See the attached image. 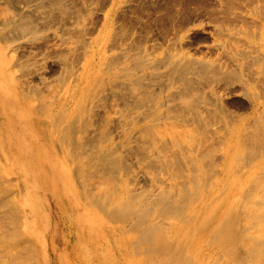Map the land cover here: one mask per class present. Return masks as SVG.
Listing matches in <instances>:
<instances>
[{
  "label": "rangeland",
  "instance_id": "obj_1",
  "mask_svg": "<svg viewBox=\"0 0 264 264\" xmlns=\"http://www.w3.org/2000/svg\"><path fill=\"white\" fill-rule=\"evenodd\" d=\"M9 1L0 0V263L96 264L91 230L69 232L77 214L94 212L112 230L113 264H164L163 248L171 264H264V0H61L38 16L40 1ZM31 10L52 16L21 33L16 20ZM230 177L244 182L232 189L235 212L205 222L200 253L177 251L170 229L195 230L200 199L215 200ZM68 183L77 200L64 215L58 188ZM187 195L194 213L181 220L174 209ZM142 232L163 235L152 240L161 245L141 246Z\"/></svg>",
  "mask_w": 264,
  "mask_h": 264
},
{
  "label": "bare ground",
  "instance_id": "obj_2",
  "mask_svg": "<svg viewBox=\"0 0 264 264\" xmlns=\"http://www.w3.org/2000/svg\"><path fill=\"white\" fill-rule=\"evenodd\" d=\"M6 1V0H5ZM34 2H37V1H40L39 2V4H37V5H35V6H32L31 7V9L33 10V8H34V11L37 13V12H39V11H41L42 9H45V7H47L48 6V4H49V9H52V8H54L57 4L58 5H60V3H61V0H46V2H45V0H33ZM60 1V2H59ZM59 2V3H58ZM63 2V1H62ZM38 3V2H37ZM18 4L20 5V4H24V5H27V4H31V0H10L9 1V5L13 8V7H16V6H18ZM61 6V5H60ZM62 6H63V4H62ZM61 6V7H62ZM57 7V6H56ZM41 8V9H40ZM48 8V7H47ZM58 8V7H57ZM56 8V9H57ZM60 8V7H59ZM38 9H40L39 11H38ZM55 9V8H54ZM54 9H52V10H54ZM55 9V10H56ZM30 11V12H26V13H24L23 14V18H20V19H17L16 20V22H17V24H18V26H21L22 28V30L23 31H21V33H25V34H28L29 32H31V31H34V30H36L37 31V27L40 25V20H41V18L39 19V17H36V14H35V12L34 11ZM46 10V12H47V10L48 9H45ZM52 10H48L49 12H51ZM61 10V8L59 9V11ZM58 11V12H59ZM55 12V11H54ZM54 12H52V14H54ZM41 13V15L44 13V12H40ZM59 13H61V11L59 12ZM51 14V13H50ZM55 14H57V11H56V13ZM39 14L37 13V16H38ZM43 16V15H42ZM50 16H52V15H49L48 17H46V18H49ZM46 18H42V21H45V20H47ZM20 20H21V22H20ZM11 21H13V20H9V21H6V27L7 26H9V24L11 23ZM19 21V22H18ZM40 21V22H39ZM14 22H15V19H14ZM13 22V23H14ZM15 22V23H16ZM46 22V21H45ZM9 23V24H8ZM44 23V22H43ZM8 24V25H7ZM20 24V25H19ZM4 25V26H5ZM39 28V27H38ZM41 29V28H40ZM39 29V30H40ZM17 31H19V30H17ZM2 31H0V33H1ZM11 32V31H10ZM13 33V32H12ZM19 33V32H18ZM18 33H16V34H18ZM2 34V33H1ZM31 34V33H30ZM14 36H15V34H13ZM34 36V35H33ZM13 37V36H12ZM2 39H6V37H2ZM43 104V106L46 104H44V103H42ZM41 105V104H40ZM42 106V107H43ZM44 108V107H43ZM64 120V119H63ZM57 121H59L58 123H60V120H58L57 119ZM57 121H55V122H57ZM61 122H62V120H61ZM64 125H65V123H63ZM55 125V128H56V125H57V123L56 124H54ZM62 124H60V126H61ZM64 125H62V126H64ZM68 125V124H67ZM45 126V125H44ZM58 126V125H57ZM59 128V127H58ZM61 128H63V127H61ZM53 130H54V127L52 128ZM63 130V129H62ZM55 132H56V130H55ZM55 132H52V133H54L55 134ZM58 132H60V128H59V131H57V134H58ZM67 132H69L70 133V131H69V129L67 130ZM72 132V131H71ZM61 133V132H60ZM63 133V132H62ZM64 133H65V130H64ZM69 133H67V134H69ZM73 133V132H72ZM58 135H60V134H58ZM58 135H57V137H58ZM57 137H55V138H57ZM65 136H63L61 139H63ZM67 137V136H66ZM70 137V136H69ZM69 137H67V138H65L66 140L65 141H67V139L69 138ZM73 137V136H72ZM61 139H59L57 142H59ZM57 140V139H56ZM28 141V140H27ZM64 141V140H63ZM65 141H64V143H65ZM70 143H71V141H69ZM68 142V143H69ZM61 143H63V142H61ZM72 144V143H71ZM77 144V143H76ZM58 145V144H57ZM63 145V144H62ZM70 145V144H69ZM68 145V146H69ZM71 146H73V145H71ZM65 147H66V144H65ZM70 148H72V147H70ZM238 148V147H237ZM236 148V149H237ZM44 149V148H43ZM27 150V149H26ZM58 150H60V149H58ZM63 150V149H62ZM67 151V150H66ZM70 151H71V149H70ZM238 152H239V150H237ZM73 152V151H72ZM70 153V152H69ZM78 153V152H77ZM80 153V152H79ZM237 152H235V154H236ZM237 155H235V158H237L236 157ZM238 156H239V154H238ZM39 157L40 158H42V159H46V156L45 155H43V153L42 154H40L39 155ZM75 157V156H74ZM240 157V156H239ZM243 157V156H242ZM241 157V158H242ZM76 158V157H75ZM4 160H6L5 158H4ZM80 160V159H79ZM236 160H238V159H236ZM235 161V160H234ZM233 161V162H234ZM0 162H2V160H0ZM231 162V161H230ZM78 164V163H77ZM2 167H5V165H3ZM82 169V168H81ZM3 170H4V168H3ZM66 170V169H65ZM68 171V170H67ZM76 171V170H75ZM61 173L62 174H64L65 176H67L68 174L64 171V170H62L61 171ZM73 173H74V171H73ZM40 174V173H39ZM74 175V174H73ZM40 176V180H42V176L43 175H39ZM72 177V176H71ZM84 181H85V179H83ZM236 180L237 179H234V178H229V179H227V180H224V182L226 181V184L227 185H225L224 186V182H222L221 184H223V186L225 187V189L224 188H222V189H220V191L222 190H224V192L223 193H221V194H219L216 198H215V200H213V199H211V197L209 198V200H205L204 199V197L205 196H208V195H205L202 199H200V203H201V205L200 206H202L203 205V207L205 206V208L203 209V211L201 210V207L199 208L200 209V212H204V210L206 209V216H204V222L202 221L201 223H207V224H210V223H214L215 221H216V219H217V214H218V211L220 210V213H226V216H225V214H224V216H225V218H228V216H227V214H229V216L233 213V212H235L234 210L236 209V204H237V200H236V197H234V195L232 194L233 193V191L235 190V188H237L238 187V184L236 183ZM239 180V179H238ZM240 181V180H239ZM238 181V182H239ZM50 185V184H52V186H54L53 185V180L50 182L49 181V179H45L44 178V183L47 185V183ZM243 181H240L239 182V187H242L243 186ZM250 184V183H249ZM43 185V184H42ZM219 186V185H218ZM220 186H222V185H220ZM219 186V187H220ZM249 186V185H248ZM251 186H253L252 184L250 185V187ZM55 187V186H54ZM239 187L237 188L238 190H239ZM78 188V187H77ZM246 188V187H245ZM252 188H254V187H252ZM214 189H216V188H214ZM214 189H212V190H214ZM232 189H234L233 191H232ZM76 186L73 184V183H68L66 186H65V189L62 191V189H59L58 188V191H59V193H63V194H65L62 198H61V200H60V197L58 196L59 195V193H56V195L59 197V202H60V204H59V209L63 212V214L65 215V212L67 211V210H69V209H67L68 207H69V205H70V202H76V200H77V196H76ZM253 190V189H252ZM61 191V192H60ZM215 191V190H214ZM221 191V192H222ZM248 191V190H247ZM246 191V192H247ZM255 191V190H254ZM254 191H253V193H254ZM78 192H80L79 190H78ZM104 192H107V190H105ZM117 192V191H116ZM237 192V191H236ZM244 192V191H243ZM259 192V191H258ZM88 193V192H87ZM86 193V194H87ZM99 193H100V197H101V193L102 192H100L99 191ZM109 193V192H108ZM112 193V192H111ZM212 193V192H211ZM215 193V192H214ZM213 193V194H214ZM216 193H220L219 191L218 192H216ZM252 193V194H253ZM89 194V193H88ZM93 194H95V193H93ZM97 194H98V192H97ZM106 194V193H105ZM243 194V193H242ZM245 194H248V192L247 193H245ZM245 194L243 195L244 197H245ZM251 194V193H250ZM251 194V195H252ZM259 194V193H258ZM109 195V194H108ZM129 195V194H128ZM210 195V194H209ZM215 195V194H214ZM217 195V194H216ZM88 196V195H87ZM91 196V195H90ZM99 196V195H98ZM105 196V195H104ZM130 196V195H129ZM189 196H191V195H187V196H185L184 198H185V200H184V204H186L183 208L182 207H179V209H174L175 210V212L177 213L178 212V215L179 214H181L182 215V217H181V220H183L186 216H187V214H192V213H194V209H192L193 207H192V205L194 204L193 202H194V195L193 196H191V197H189ZM235 196H236V194H235ZM242 196V195H241ZM247 196V195H246ZM250 196V195H249ZM248 196V197H249ZM96 197V196H95ZM112 197V196H111ZM124 197V196H123ZM209 197V196H208ZM108 198H109V196H108ZM120 198V197H119ZM119 198L117 197V199L119 200ZM130 198H131V196H130ZM134 198V197H133ZM165 198V197H164ZM250 198H251V196H250ZM249 198V199H250ZM260 199H259V202L258 203H260L261 201H263V200H261V198L262 197H259ZM79 199V198H78ZM96 199V198H95ZM98 199H99V197H98ZM97 199V200H98ZM117 199H116V201H117ZM121 199V198H120ZM138 199V198H137ZM168 199V198H167ZM172 199V198H171ZM180 199H181V197H180ZM211 199V200H210ZM239 199V198H238ZM247 199V198H246ZM248 199V200H249ZM96 200V201H97ZM131 200H132V198H131ZM130 200V201H131ZM166 200V199H165ZM177 200V199H176ZM182 200V201H183ZM257 200V199H256ZM255 200V201H256ZM261 200V201H260ZM94 201V200H93ZM107 201H108V199H107ZM107 201H105V202H107ZM113 201L115 202V200L113 199ZM123 200H120V201H118V202H122ZM126 201H129V198H128V200H126ZM133 201V200H132ZM132 201L130 202V204L132 203ZM181 201V200H180ZM254 201V202H255ZM258 201V200H257ZM256 201V202H257ZM101 202V201H100ZM103 202V201H102ZM133 202H135V201H133ZM166 202H168V201H166ZM264 202V201H263ZM94 203V202H93ZM116 203V202H115ZM164 203V202H163ZM170 203H172L171 201H170ZM214 203H220V204H222L221 206H224V205H228L229 204V206H228V208H226V210L225 209H218L217 207H216V205H218V204H216L215 205V208L213 207V209H211L212 207H211V205L210 204H214ZM240 203H242V202H240ZM81 204V203H80ZM95 204V203H94ZM124 204H126V203H124ZM142 204H143V202H142ZM146 204V203H145ZM175 204V203H174ZM242 204H244V202L242 203ZM256 204V203H255ZM99 205V204H98ZM103 205V204H102ZM101 205V206H102ZM133 205V204H132ZM140 205V204H139ZM260 205V204H259ZM105 206V205H104ZM113 206H114V204H113ZM122 206H124V205H121V207H120V209L122 210V209H124ZM128 206V205H127ZM143 206V205H142ZM165 206H167V205H165ZM220 206V205H219ZM242 206V205H241ZM262 206V205H261ZM91 207V206H90ZM115 207H117V205H115ZM139 207V206H138ZM138 207H136V209L135 210H137V208ZM145 207H147V206H145ZM178 207V206H177ZM240 207V206H239ZM83 208V207H82ZM127 207H125V209H126ZM141 208V207H140ZM241 208V207H240ZM110 209H112V208H110ZM117 210H119L118 208H116ZM142 209V208H141ZM140 209V210H141ZM263 209V208H262ZM82 210V209H81ZM85 210V209H84ZM90 210V209H89ZM128 210H129V208H128ZM132 210V209H131ZM134 210V211H135ZM178 210V211H177ZM87 210H85V212H86ZM101 211V210H100ZM125 211V210H124ZM134 211H133V213H134ZM88 212V211H87ZM118 212H120V211H118ZM128 212V211H127ZM127 212H125V216H126V214H128ZM135 212H137V211H135ZM144 212V211H143ZM173 212V217H174V211H172ZM255 212V211H254ZM80 213V212H79ZM97 213V212H96ZM110 213V212H109ZM115 213V212H114ZM120 213H122V211L120 212ZM130 213H132L131 211H130ZM71 216H76V214L77 213H75L74 214V212L73 213H69ZM84 214V213H83ZM98 214V213H97ZM104 214V213H103ZM135 214V213H134ZM140 215H141V213H139ZM145 214H146V212H145ZM202 214V213H201ZM253 214V213H252ZM262 214H263V212H262ZM63 215V216H64ZM98 215H101V214H98ZM118 215V214H117ZM123 215V214H122ZM129 215V214H128ZM132 215V214H131ZM144 215V214H143ZM176 216V218L177 217H179L180 218V216L181 215H179V216ZM220 215V214H219ZM261 215V214H260ZM108 216V215H107ZM115 216V215H114ZM145 216V215H144ZM143 216V217H144ZM77 218L74 220V222H73V224L71 225V228H70V231L69 232H72V233H74V232H77L78 230L80 231V230H82V231H80V233L82 232V234L81 235H78V236H80V238H82V235H83V229L84 228H89L90 230H91V232H92V234H91V237H89L90 238V241L89 242H91V245L93 246V247H95V251H94V256H95V260H94V262L96 263V264H113L114 263V258H113V252H111L109 249L112 247V246H110L112 243H111V238H110V235H111V232H112V230H111V228L109 227V226H107L106 224H108L107 222L105 223H100L101 222V219L98 217H96V214H94V212H91V213H86V214H84V215H81V216H79L78 214H77V216H76ZM101 217H103V218H105L104 216H101ZM112 217V216H111ZM116 217V216H115ZM129 217V216H128ZM127 216H126V218H128ZM133 217V216H132ZM171 217V216H170ZM220 217H222V215L220 216ZM248 217H250V216H248ZM257 217V216H256ZM126 218L124 219V221L126 220ZM139 218V220H140V217H138ZM183 218V219H182ZM202 218H203V216H202ZM224 218V219H225ZM100 221H99V220ZM107 219V218H106ZM120 219V218H119ZM144 219V218H143ZM172 219V218H171ZM201 219V218H200ZM219 219H222V221H223V218H219ZM250 219H251V217H250ZM103 221L105 220V219H102ZM117 220V219H116ZM115 220V221H116ZM173 220H175V217H174V219ZM179 220V219H178ZM207 220V221H206ZM208 220H211V221H213V222H208ZM227 220V219H226ZM259 220V219H258ZM261 220V219H260ZM263 220V219H262ZM129 221V220H128ZM133 221V220H132ZM200 221V220H199ZM225 221V220H224ZM233 221V220H232ZM257 221V220H256ZM121 222H122V220H121ZM139 222H141V221H139ZM138 222V223H139ZM229 222V221H228ZM255 222V221H254ZM253 222V223H254ZM134 223V222H133ZM196 223V222H195ZM201 223H199V222H197V224H195V225H192V228H194L195 230H193L192 231V229L191 230H188L187 231V226L188 225H186V224H184V225H175V226H173L171 229H170V234L172 233V237L173 238H171V244L172 245H174L176 248H177V251H181V252H183L185 249H187V250H189L192 254H197V253H200L201 251L200 250H198L197 248H199V247H201L202 245H204V244H206V242L208 241L207 240V238H205V235H202L201 236V232L202 231H204L208 226H207V224L205 223L204 225L203 224H201ZM249 223H252V222H249ZM249 223H248V225H249ZM262 223H263V221H262ZM83 224H85V225H83ZM87 224H89V225H87ZM137 224V223H136ZM223 224V223H222ZM224 224H226V222L224 223ZM223 224V225H224ZM109 225V224H108ZM134 225V224H133ZM202 225V226H201ZM220 225V224H219ZM252 225H254V224H252ZM111 226V225H110ZM204 226V227H203ZM206 226V227H205ZM217 226V225H216ZM251 226V225H250ZM258 226V225H257ZM262 226H264V225H262ZM81 227H83L82 229H81ZM137 227H139V226H137ZM137 227L135 226V228L137 229ZM152 227H154V226H152ZM205 228L204 230H202L203 228ZM221 227H223V228H225V229H227L226 227H227V225H224V226H221ZM221 227H219L218 228V226L215 228L214 227V229H216L215 231H214V234L213 235H215V233H216V235L218 234L216 231H217V229H219L220 230V228ZM261 227V226H260ZM145 228V227H144ZM188 228H189V226H188ZM201 228V229H200ZM119 229V228H118ZM140 229H142V228H140ZM148 229V228H147ZM154 229V228H153ZM153 229H151L152 231H153ZM213 229V230H214ZM229 229V228H228ZM227 229V230H228ZM251 229V228H250ZM117 230V229H116ZM132 230H134V228L132 229L131 228V231ZM145 230V229H144ZM218 230V231H219ZM222 230V229H221ZM220 230V231H221ZM248 230V229H247ZM126 231V230H125ZM128 231H130V230H128ZM137 231V230H136ZM139 231V230H138ZM148 231H150L149 229L147 230V232ZM151 231V233L152 234H154L155 235V233H153ZM154 231H156V230H154ZM223 231V230H222ZM230 231H231V229H230ZM88 232V231H87ZM119 232H120V230H119ZM127 232V231H126ZM147 232H146V234H147ZM162 232V231H161ZM161 232H158V233H161ZM225 232V231H224ZM227 232V231H226ZM30 234H33V232H29ZM143 234H141V237H140V239L138 238V241L140 242L139 244H141V246H143V245H156L155 243L156 242H158V238H160V237H162L163 235H161V236H157L156 238H157V240H156V242H155V240H154V238H152V240L155 242V243H153L152 242V240L150 241V240H146V238L147 237H149V234H148V236L144 233V232H142ZM150 233V234H151ZM223 233V232H222ZM79 234V233H78ZM116 234H118V233H116ZM139 235H140V232L138 233ZM227 234V233H226ZM88 235V234H87ZM113 235V234H112ZM119 236H118V238L120 237V233L118 234ZM123 235V234H122ZM188 236V238H189V240H191V241H189V242H191V245L187 242L188 240H186V238H185V236ZM88 236H90V235H88ZM124 236V235H123ZM126 236V235H125ZM144 236H146V238H144ZM244 236V235H243ZM246 236V235H245ZM252 236V235H251ZM250 236V237H251ZM254 236V235H253ZM256 236L258 237V238H261V237H264V227H261V228H259L258 229V231H256ZM215 237V236H214ZM217 237V236H216ZM236 237H238V236H236ZM249 237V239H251ZM79 238V237H78ZM106 239V238H108V239H106V240H103V241H107L105 244H107L108 243V248L106 247V245L103 243H101L102 244V250L101 251H99V253L98 254H96V250H98V247L100 246V242H101V239ZM116 238H117V236H115V238H114V240H115V244H116ZM124 238V237H123ZM125 238H127V237H125ZM124 238V239H125ZM144 238V239H143ZM229 238H231V236L229 237ZM228 238V239H229ZM234 238V237H233ZM232 238V239H233ZM239 238V237H238ZM238 238H236L237 240H239ZM84 239V238H83ZM120 240L122 239L121 237L119 238ZM211 239V238H210ZM120 240H118L119 242H121ZM160 240V239H159ZM215 240V239H214ZM227 240V239H226ZM241 240H243V238L241 239ZM256 240V239H255ZM259 240H261V239H259ZM83 241V240H82ZM129 241V240H128ZM134 241V240H133ZM135 241H137V239L135 240ZM219 241V240H218ZM222 241V240H221ZM231 241V240H230ZM233 241H235V239L233 240ZM251 241V240H250ZM257 241V240H256ZM220 242V241H219ZM236 242V241H235ZM258 242V241H257ZM78 243H80V241L78 242ZM83 243V242H82ZM128 243V242H127ZM127 243H125V242H123L122 243V245L123 246H119L121 243H119V245H118V247H120V250H121V252L122 253H124L125 252V254H127L126 253V251H129L128 250V248H129V246H128V248L126 247V249H125V245L127 244ZM135 243V242H134ZM161 242L159 241V245H161L160 244ZM236 243H240L239 241L238 242H236ZM253 243V242H252ZM84 244V243H83ZM138 244V245H139ZM157 244V245H158ZM197 244H199V246H197ZM225 244H227V243H225ZM229 244V243H228ZM227 244V245H228ZM244 244V243H243ZM255 244V243H254ZM256 244H259V243H256ZM105 245V246H104ZM128 245H129V243H128ZM157 245H156V247H157ZM217 245V244H216ZM232 245V244H231ZM127 246V245H126ZM140 245H139V247H141ZM226 246V245H225ZM238 246V245H237ZM1 247V246H0ZM107 249H106V248ZM144 247V246H143ZM164 247V246H163ZM233 247V246H232ZM231 247V248H232ZM236 247V246H235ZM252 247V246H251ZM250 247V248H251ZM260 247V246H259ZM180 248V249H179ZM224 248V247H223ZM111 249H113V248H111ZM124 249V250H123ZM249 249V248H248ZM257 249V248H256ZM261 249V248H260ZM116 250V249H115ZM119 250V249H118ZM123 250V251H122ZM161 250H163V251H161L162 253V255H163V261H164V264H171V263H173V261L175 262L176 260H172L173 259V257H172V255L170 254V253H166V251L167 250H165L164 248L163 249H161ZM213 250V249H212ZM233 250V249H232ZM79 251V250H78ZM83 247H82V245L80 246V251H79V253H81V255L84 257V254H83ZM110 251V252H109ZM112 251H114V249L112 250ZM238 251V250H237ZM251 251V250H250ZM252 251H254V250H252ZM115 252V251H114ZM194 252V253H193ZM222 252H223V250H222ZM233 252H236V251H234L233 250ZM255 252V251H254ZM257 252V251H256ZM113 255V256H111V254ZM120 253V252H119ZM140 253V252H139ZM144 253V252H143ZM230 253H232V252H230L229 251V254ZM258 253V252H257ZM257 253H256V255H257ZM264 253V252H263ZM129 254V253H128ZM127 254V255H128ZM131 254H133V253H131ZM141 254V253H140ZM139 254V258H140V255ZM226 254V253H225ZM253 254V253H252ZM255 254V253H254ZM227 255V254H226ZM143 256V255H142ZM144 256H146V255H144ZM254 256V255H253ZM252 256V257H253ZM261 256V255H260ZM259 256V257H260ZM123 256H122V254L120 255V259L122 258ZM128 257H130V256H128ZM250 257H251V255H250ZM258 257V256H257ZM124 259H125V257H123ZM122 258V259H123ZM139 258H137L136 257V259L137 260H139ZM146 258H147V256H146ZM146 258H144V260L146 259ZM172 258V259H171ZM256 258V257H255ZM175 259V258H174ZM209 259V256L208 255H206L205 257H204V260L205 261H207ZM236 259V258H235ZM234 259V260H235ZM2 260V259H1ZM115 260H116V258H115ZM129 260H132L131 258L129 259ZM128 259H125V261H126V263L125 262H123V264H128V263H131L132 261H130V262H128L129 261ZM180 260V259H179ZM240 260V259H239ZM118 260H116L115 261V263H120V261H118ZM214 261V260H213ZM237 261H238V258H237ZM122 262V261H121ZM135 262V261H134ZM149 262H151V261H149ZM148 262V260H147V263H149ZM169 262H171V263H169ZM1 263L2 264H7V263H5L4 261L2 262L1 261ZM0 263V264H1ZM138 263V262H137ZM140 263H142V261L140 262ZM144 263V262H143ZM145 263H146V261H145ZM146 263V264H147ZM152 263V262H151ZM264 263V262H263ZM94 264V263H93ZM150 264V263H149ZM153 264V263H152Z\"/></svg>",
  "mask_w": 264,
  "mask_h": 264
}]
</instances>
